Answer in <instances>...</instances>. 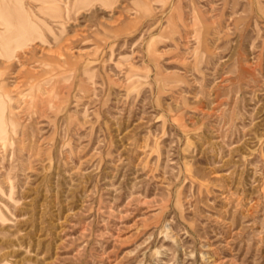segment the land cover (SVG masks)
Returning a JSON list of instances; mask_svg holds the SVG:
<instances>
[{"label":"rangeland","instance_id":"1","mask_svg":"<svg viewBox=\"0 0 264 264\" xmlns=\"http://www.w3.org/2000/svg\"><path fill=\"white\" fill-rule=\"evenodd\" d=\"M23 2L0 264H264V0Z\"/></svg>","mask_w":264,"mask_h":264},{"label":"crops","instance_id":"2","mask_svg":"<svg viewBox=\"0 0 264 264\" xmlns=\"http://www.w3.org/2000/svg\"><path fill=\"white\" fill-rule=\"evenodd\" d=\"M23 1L0 0V48L5 55L12 54L15 48L25 42L42 36L37 23L26 12Z\"/></svg>","mask_w":264,"mask_h":264},{"label":"bare ground","instance_id":"3","mask_svg":"<svg viewBox=\"0 0 264 264\" xmlns=\"http://www.w3.org/2000/svg\"><path fill=\"white\" fill-rule=\"evenodd\" d=\"M19 36V35H18ZM1 125V124H0Z\"/></svg>","mask_w":264,"mask_h":264}]
</instances>
